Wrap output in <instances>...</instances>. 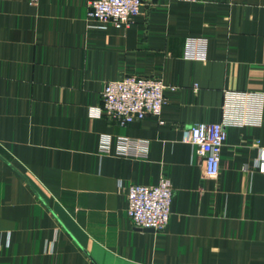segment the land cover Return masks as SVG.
Wrapping results in <instances>:
<instances>
[{
	"label": "crops",
	"instance_id": "0c3cea01",
	"mask_svg": "<svg viewBox=\"0 0 264 264\" xmlns=\"http://www.w3.org/2000/svg\"><path fill=\"white\" fill-rule=\"evenodd\" d=\"M88 1L0 0V264H264V0H144L122 28ZM125 77L173 88L160 117L95 115ZM197 123L226 130L215 179L181 142ZM161 176L168 225L141 230L126 191Z\"/></svg>",
	"mask_w": 264,
	"mask_h": 264
},
{
	"label": "built area",
	"instance_id": "2783aa9c",
	"mask_svg": "<svg viewBox=\"0 0 264 264\" xmlns=\"http://www.w3.org/2000/svg\"><path fill=\"white\" fill-rule=\"evenodd\" d=\"M143 1L89 0L87 17L100 26L126 27L140 15ZM167 1L193 3L195 0ZM30 3L35 5L37 0H30ZM203 47L201 41L188 40L193 58H198ZM167 89L173 90L156 78L125 77L110 81L102 90V106L95 110V115L120 127L147 117H160ZM225 140L223 123H197L183 127L181 131V142L190 145L201 158L207 179H215L219 175ZM257 168L264 173V151L260 153ZM172 197L171 181L166 176H161L154 186L130 185L126 191L127 217L135 227L163 232L169 222Z\"/></svg>",
	"mask_w": 264,
	"mask_h": 264
},
{
	"label": "water",
	"instance_id": "95a60500",
	"mask_svg": "<svg viewBox=\"0 0 264 264\" xmlns=\"http://www.w3.org/2000/svg\"><path fill=\"white\" fill-rule=\"evenodd\" d=\"M141 230H150L153 231L152 229H148V228H140Z\"/></svg>",
	"mask_w": 264,
	"mask_h": 264
}]
</instances>
